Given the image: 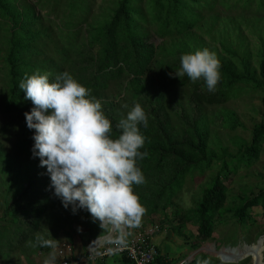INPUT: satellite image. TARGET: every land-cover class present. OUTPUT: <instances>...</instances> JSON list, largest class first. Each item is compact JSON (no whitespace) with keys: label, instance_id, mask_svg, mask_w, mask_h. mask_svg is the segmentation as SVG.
<instances>
[{"label":"trees","instance_id":"1","mask_svg":"<svg viewBox=\"0 0 264 264\" xmlns=\"http://www.w3.org/2000/svg\"><path fill=\"white\" fill-rule=\"evenodd\" d=\"M52 1L54 5L47 15L55 18L60 0ZM253 1L257 7L248 14L250 18L232 20L230 15L224 17L214 11L215 7L221 10L222 0H146L144 4L142 0H106L104 15L100 14L97 23H86L83 32L78 31L75 38L71 37L69 23H62L63 30L59 29V33L63 39H58L52 26L43 24L38 16L35 1L0 0L3 47L0 112L5 115L0 120V221L5 220L13 227L9 240L14 236H19L18 242L32 238L34 245V233L43 216H56L61 212L55 207L64 208L50 187L47 168L40 166L38 157H33L35 131L28 129L24 115L33 105L25 99L19 83L25 74L31 76L37 71L48 73L50 82H54L57 74L67 71L91 89V96L100 101L104 114L112 122L113 138L120 134L116 125L126 117L134 102L140 103L146 112L148 126L139 127L145 137L141 151L148 155L137 161L145 183L133 186L146 212L138 225H128L125 235H118L124 242L132 234L154 227L153 216L160 222L158 229L167 227L163 226L168 220L167 209L175 207L172 199L175 191H180L184 178L209 169L217 161L220 170L210 177L193 208L179 209L178 216L195 226L196 240L201 243L210 239L215 216L221 218L228 213L240 226L254 225L250 210L264 209V187L251 197L245 196L243 190L236 205L225 207L226 187L221 172L234 174L240 166L248 167L257 160L264 142V121L252 126L247 142L233 139L235 153H227L222 148L215 153L208 147L214 139H209L202 113L205 107L223 106L242 92L264 94V42L257 47L255 68L240 30L248 26L264 32V23H258L264 22V0ZM71 2L74 3L70 9L74 5V10L67 15L84 13L82 20L75 17L84 22L90 1ZM251 2L245 0L242 5ZM53 17L46 22L51 23ZM203 32L216 37L219 47L209 46L201 38ZM153 37L158 39L157 44L153 43ZM204 48L215 52L221 64V79L214 92L207 90L203 80L193 83L187 76H169L178 70L182 54ZM109 85L115 87V93H104ZM125 104L128 109L123 107ZM221 119L223 126L230 130L238 125L236 115L229 110H222ZM71 212L77 216L81 210ZM88 213L83 209L84 226L90 230L94 224L96 231L87 232V243L107 232ZM196 248L190 244L191 250ZM197 260L195 256L189 264H196ZM174 262L158 254L153 264Z\"/></svg>","mask_w":264,"mask_h":264},{"label":"clouds","instance_id":"2","mask_svg":"<svg viewBox=\"0 0 264 264\" xmlns=\"http://www.w3.org/2000/svg\"><path fill=\"white\" fill-rule=\"evenodd\" d=\"M220 68L216 53L204 48L182 54L178 70L169 76H187L193 83L203 80L207 90L214 92L221 79ZM19 88L33 105L24 114L28 129L35 131L32 154L40 159L41 167L47 168L55 197L66 209L71 205L74 214L77 209L87 210L102 228L138 225L146 209L133 186L145 183L137 161L148 155L141 151L145 137L139 126H148L141 104L133 103L116 125L120 134L113 138L112 122L100 101L67 71L57 74L54 82H50L48 73L25 74ZM123 107L129 108L127 104ZM90 241L87 248L91 247ZM57 242L40 233L34 245L28 241L32 246L53 249ZM156 253L157 257V249ZM44 264H54V257Z\"/></svg>","mask_w":264,"mask_h":264},{"label":"rangeland","instance_id":"3","mask_svg":"<svg viewBox=\"0 0 264 264\" xmlns=\"http://www.w3.org/2000/svg\"><path fill=\"white\" fill-rule=\"evenodd\" d=\"M30 1L36 2L38 16L41 18L43 24H50L52 26V30L58 33V39H63L59 33V29L63 30L62 23H69L70 31H72L71 37L75 38L78 31L83 32L87 25L86 23H97L96 21L100 19V14L104 15V8L106 6V0H89V9L87 11L85 10L86 20L84 22H79L75 17L82 20L81 16H83L84 13L81 14V16L79 13H72L71 16L67 15V13L69 14L70 11L74 10V5L72 8L73 10L70 9V6L74 3L71 2V0L59 1L58 9H56L58 13L55 18L52 14L47 15L49 8L54 5L52 4V0ZM142 1L144 4L146 0ZM244 1L245 0H222V4L220 2L221 10L219 11V9H216L215 7L214 11H217L216 13H219L224 17L230 15L232 20H236L237 17L250 18L248 14L252 9L257 7V2L252 0L251 3L246 4L243 7L242 4ZM38 2L41 3V8ZM86 6L88 7V4H86ZM224 10L230 11L224 12ZM52 17L53 20H51V23H47L46 20H49ZM102 20L103 19L99 20V22ZM260 21H263V19ZM259 25L261 26V24ZM77 28H80L81 30ZM240 30L243 45L252 58L251 64L257 68V56L255 57V54L260 42H264V32L261 29V31H254L248 26H243ZM71 37L66 39L69 41ZM155 38L156 37H153L152 41L154 44H157L158 39ZM201 38L209 46L219 47L216 37H210L203 32ZM2 50L3 47L0 41V55ZM113 87L114 86L108 87L109 89L107 88L104 93H115V87ZM223 109L229 110L236 115L238 125L233 130L224 127L222 124L221 114ZM202 113L207 121L209 139H214L211 144H208V147L215 153H218L219 149L222 148L227 153L233 154L237 149L233 144V139L247 142L250 139L252 126L264 121V94L252 91L242 92L238 96L228 100L223 106L205 107ZM4 117L5 115L0 112V120ZM216 144H218V147H216ZM219 170V162H212L209 169L203 170L202 172H193L191 175L189 174L184 178L180 185V191L179 189L175 191L176 195L172 199L175 207H169L167 209L168 220L164 222L163 226H168L163 229L155 230V233H157H154L156 236H153L152 241L157 246L160 240L159 234H163V238L165 239L169 238L166 242L169 245L166 246L167 254L171 258H175L173 261L177 264H189L188 260H191V257H189L190 259L186 258L189 253L192 255V259L195 256L198 259L196 264H252L256 259H258L257 263L264 264V209L255 207L250 210L254 225L248 223L247 226H240L228 213H224L221 218L215 216L213 218V231L211 237L209 240L202 243L196 240L195 226L190 222H185L180 219V216H178L179 209L185 210L193 208L195 201L201 196V192L206 187L210 177L214 176ZM221 177L222 182L226 187L225 207L236 205L237 197L242 196L241 192L243 190L245 191L244 195L247 197L255 195L260 188L264 187V142L261 145L257 160L252 162L250 166H240L234 174L223 171L221 172ZM0 190L2 191V189ZM1 202L2 198L0 196L2 210ZM57 205L58 204H56V206ZM55 210L61 213H57L56 216L44 215L34 233L35 236L37 233H40L46 239H51L53 237L58 240L54 249L41 246L31 249L32 246L29 245L28 241L32 238H25L23 241L18 242L20 239L19 236H14L12 240H9L10 236L8 234L12 232L13 227L7 224L5 220L0 221V264H44V261L51 257H54V262H56L58 260L57 252L65 246H71L74 242H81L83 248L87 247L89 243H87V232H93L94 230L96 231V229L94 224H91V227H89L90 230L86 229L84 226L83 209H80L81 212H78L77 216L72 215L71 205L67 209L65 207L62 209L55 207ZM49 211H51V209ZM153 218L154 226L158 228L160 222L158 219L156 222L157 217L153 216ZM98 221L99 220H96L98 227L102 229ZM109 226L110 225H105V230H108ZM169 227L171 229H168ZM146 228L149 229L148 227ZM22 229H25V226H23ZM102 232L103 230H101V233ZM97 233H100L99 229ZM114 233L115 235H118L119 231L117 230ZM165 235H167V237H165ZM69 238L71 239V243H68ZM259 239L261 240L262 249L255 247V243ZM190 244H195L197 248L191 250ZM244 246L248 247L243 249ZM232 250L234 251V254L231 253ZM199 253L203 255L202 258H198V256H200L198 255ZM219 255L238 260L234 262H221L218 259L220 257ZM180 256L183 257L179 259Z\"/></svg>","mask_w":264,"mask_h":264},{"label":"built area","instance_id":"4","mask_svg":"<svg viewBox=\"0 0 264 264\" xmlns=\"http://www.w3.org/2000/svg\"><path fill=\"white\" fill-rule=\"evenodd\" d=\"M148 228L132 235L123 244H113L111 247L104 248V242H102L99 246L95 247L96 249H93L94 252L91 251V247H88L89 250L86 252V257L93 261L97 255L96 250L101 249L100 256L110 254L123 255L129 264H153L157 253L151 239L157 228L155 226ZM69 252V246L61 248L57 252L58 260L54 264H74Z\"/></svg>","mask_w":264,"mask_h":264},{"label":"crops","instance_id":"5","mask_svg":"<svg viewBox=\"0 0 264 264\" xmlns=\"http://www.w3.org/2000/svg\"><path fill=\"white\" fill-rule=\"evenodd\" d=\"M125 226L126 225H121L119 227V229L114 227L110 236L106 239L100 240L99 242L96 243L95 246H99L102 242H104V245H103L104 248L111 247L113 244H123L124 241L118 235L125 234V228H126ZM109 229H110V226H109L107 232L109 231ZM116 229L119 231V234L117 233L118 235H115V233H114L115 231H117ZM107 232H106V234H107ZM106 234H104L103 236H105ZM159 236H160L159 244L156 246L153 243V245L156 247L159 255L165 256L167 259L174 260L175 258H171L167 254L166 246H169V245L166 242L169 240V238L168 239L163 238V234H159ZM165 237H167V235H165ZM69 248H70L69 255H70V258L73 260L74 264H129L125 261V259L121 255L110 254V255L100 256L101 252H102L101 249L96 250L97 255H96V257H94L93 261L89 260L86 257V252L89 249L87 247L83 248V245L81 244V242L80 243L74 242V244H72L71 246L69 245ZM91 251L94 252L93 248L91 249ZM184 254H183V256H184ZM183 256H180L179 259ZM189 257H191L190 253L186 258L190 259ZM191 259H192V257H191ZM174 264H177V263L174 262Z\"/></svg>","mask_w":264,"mask_h":264},{"label":"water","instance_id":"6","mask_svg":"<svg viewBox=\"0 0 264 264\" xmlns=\"http://www.w3.org/2000/svg\"><path fill=\"white\" fill-rule=\"evenodd\" d=\"M98 223H99V225L101 226V222L98 221ZM113 228H114V227H113L112 225H110L109 232H107V234H106L105 236H100V237H97V238L92 239V240L90 241V245H91V247H92V248L95 247L94 245H95L97 242H99L100 240H103V239L108 238V237L110 236V234H111ZM245 247L247 248L248 246H244L243 249H244ZM255 247H258L259 249H262V247H261V240H260V239L256 241V243H255ZM215 252H219V251H215ZM218 259H219L221 262H223V261H227L226 258H224V257H222V258L219 257ZM230 262H234V261H230ZM252 264H262V263H257L256 261H254V262H252Z\"/></svg>","mask_w":264,"mask_h":264},{"label":"bare ground","instance_id":"7","mask_svg":"<svg viewBox=\"0 0 264 264\" xmlns=\"http://www.w3.org/2000/svg\"><path fill=\"white\" fill-rule=\"evenodd\" d=\"M224 250H225V249H224ZM222 251H223V250H222ZM227 251H230V250H227ZM231 253L234 254V251L232 250ZM219 256H220V255H219ZM220 257H221V258H222V257L226 258L227 261H223V262H230V261H237V260H238V259H230V258H228V257H226V256H220ZM254 261L258 262V259L254 260ZM254 261H253V262H254Z\"/></svg>","mask_w":264,"mask_h":264}]
</instances>
